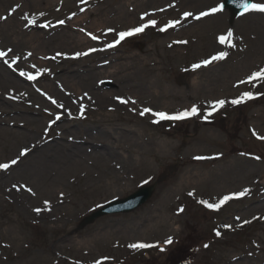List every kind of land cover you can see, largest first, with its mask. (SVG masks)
Listing matches in <instances>:
<instances>
[{
  "label": "rangeland",
  "instance_id": "1",
  "mask_svg": "<svg viewBox=\"0 0 264 264\" xmlns=\"http://www.w3.org/2000/svg\"><path fill=\"white\" fill-rule=\"evenodd\" d=\"M44 2L0 0V16L9 14L0 26L17 18V32L25 33L0 37V51L11 49L8 52L11 54L12 48H18L16 45L21 42L17 54L26 58L19 61L16 53L7 55L8 63L1 66L14 72L21 62L28 61L24 69L36 77L29 80L22 76L25 78L22 88L19 86L20 91L11 93L14 90L5 81L13 77L0 72L4 78L0 83V162L25 159L23 167L19 165L18 170L11 172L18 196H8L0 202V264H239L243 257L252 259L250 256L264 264V209L259 208L264 203V139H260L264 137V82L241 83L264 67L261 66L264 56L258 58L264 52V22L258 16L262 13L250 12L230 25L225 11L197 19L201 12H210L223 0H153L154 5L146 7H138L137 2L129 0ZM254 2L264 3V0ZM122 12L126 15L118 14ZM185 13L191 15L186 17ZM32 20L34 24L30 23ZM61 20L63 24L59 23ZM149 20H156L157 25L107 47L119 38L118 32ZM181 20H185L181 30L170 33L160 30L165 22ZM43 24L49 27L60 24L68 28L64 30L69 32L68 37L81 36L88 44L77 46L73 38L70 45L52 43L49 51L40 50L35 55V46L39 44L35 36L45 34L43 29L48 28L41 27ZM189 29L196 30L197 35L185 33ZM228 30L233 32L234 47L219 43V36L226 35ZM51 34L42 35L40 40L53 42L49 39ZM172 40L182 44L176 48L169 45ZM221 51L228 55L217 65L208 71L191 72L193 64ZM77 52L88 53L91 58L87 65L79 66ZM148 58L156 64L147 70L156 69L146 75L142 70L136 77L134 69L144 66ZM93 65L102 72L89 79L92 87L101 86L109 93V108L117 103L114 98H130L137 92L135 111L104 108V113H87L80 107L81 94L86 93L84 87H67L73 84H66L67 78L59 81V76L72 68L88 76ZM106 68L107 73L115 72L111 74L112 81H102L109 76L103 73ZM52 77L55 80L49 79ZM117 77L121 83L143 77V83L147 80L151 85L145 92H138L131 85L118 90ZM50 85L54 86L53 91ZM170 86L179 89L171 98L161 94ZM149 89H153L151 97ZM246 91L253 94L254 100L245 99L238 105L230 103ZM66 93L72 95L69 102L76 106L73 114L66 112L61 104ZM221 99L228 108L219 112L214 123L209 118L204 121L203 112ZM247 101L249 104L237 113L235 107ZM193 106L200 115L181 121L150 124L154 117L139 115L145 107L174 114ZM57 115L59 120L55 119ZM73 119L77 122L70 126ZM90 120L102 122L100 128L114 125L115 130L110 132V137L99 136V130L85 129ZM124 120L132 121L125 127L120 122ZM66 126L70 127L69 131H65ZM143 138L149 143H144ZM32 146L28 157L20 155ZM107 150L113 155L106 154ZM38 151L43 152L41 156L52 167L42 178L23 173L33 164ZM161 177L164 183L145 207L79 229L81 221L93 211L113 200L126 198ZM231 178L244 183L239 190H247L243 197L227 201L218 210L201 203H219L228 195L229 191L223 188ZM89 188L94 189L86 193ZM57 194L65 196L60 206L63 211L54 210L50 215L34 211L45 201H53ZM23 195L31 200L26 205L28 211L21 205ZM246 212H257L259 216L251 220L244 216ZM167 228L173 233L170 237H165ZM116 229L127 233H118ZM107 230L114 234L99 236ZM217 231L220 236L216 235ZM67 235L76 239L66 240ZM61 238L63 243L58 244ZM169 238L172 243H165ZM132 243L154 247L145 251L132 249L128 247Z\"/></svg>",
  "mask_w": 264,
  "mask_h": 264
},
{
  "label": "bare ground",
  "instance_id": "2",
  "mask_svg": "<svg viewBox=\"0 0 264 264\" xmlns=\"http://www.w3.org/2000/svg\"><path fill=\"white\" fill-rule=\"evenodd\" d=\"M47 1L48 0H45L44 3H46ZM129 1H132L134 3L137 2V6L138 7H146V6L154 5V3L151 4L153 0L152 1L151 0H141V1H139V0H129ZM118 14L119 15H126V13H123V12L122 13H118ZM2 16H3V14L0 16V18ZM258 16H260V22H264V16L263 15H258ZM5 17L7 19L9 17V14L7 16H3L2 17V20H0L1 23L6 22ZM215 18H213V19H215ZM184 21L185 20H181V21H179V23H176L174 26L171 27L172 30H174V31L175 30H177V31L181 30L183 28V25H182L183 23L182 22H184ZM18 23L19 22H18L17 18H12L8 23H5L3 26H0V37H2L4 39L5 35H10L12 33H14V34L17 33V34L24 35L25 33L22 32V31H21V33L17 32V31H19V24ZM216 23L217 22L215 21V24ZM168 24H166V22H165L164 25H168ZM211 26H214V24L211 25ZM33 28H31V29H33ZM65 29H68V28H66L64 26H61L60 24H55L52 27H48V28L43 29V30H45L44 31L45 34H51L52 33L50 35L49 39L51 41H53V42L44 41V43H43L40 40V38L44 37L42 35H45L43 33H42L41 36H35V41L38 42L40 45H42L44 47V48H42L39 44H37L35 46V49H34L35 55L40 50L49 51L53 47V46L49 47V45H52V43H55L54 45H62L64 42H66L67 45H70V43H73V38H74V42L76 43L77 46L82 47L83 45L88 44V43H86L87 42L86 39H84L81 36L68 37L69 32L64 33ZM207 29H208V25L206 26V28H204V31L207 30ZM262 29H264V28H262ZM258 30H259V28H258ZM195 31L196 30L190 31V29H189V30H186L185 33L196 34ZM170 32L171 31H169V33ZM61 33H63V34L61 35ZM189 35H191V34H189ZM59 36H60L59 41H56V38H58ZM191 37L195 38L192 35H191ZM180 41H183V40H180ZM181 44L182 43H179V41H173V40L169 43V45L175 46L176 48H179V45H181ZM16 46H18V48L17 47L15 49L12 48L13 52H11V54H14V53L17 54V50H19L22 47V43L18 42ZM180 48H182V47L180 46ZM11 54H8V55H11ZM17 55H19V54H17ZM88 56L89 55H84V56H80L79 57V60H77V63L81 62L79 64V66L87 65L88 59L91 58V57L88 58ZM262 56H264V52L261 55L258 54V58H261ZM19 57H20L19 61L26 60L25 56H20L19 55ZM5 58H8V57L5 56L3 58H0V72H3L6 75H9V76L13 77V78L5 81V82H6V84L8 86H12L13 87V88L11 87V89L14 90V91H10L11 93H17L18 91H20V90H18L17 87L20 86L22 88V86H21V84L23 83L22 82V78H24V77H22L20 75V72L21 71L26 72V70L24 68L27 65H29V64H27L28 61H25L24 63L21 62L20 66L18 67V69L17 70L15 69L14 72H12V70L11 71H5L3 69L2 66H4L3 62L6 61ZM75 62H73V63H75ZM154 64H156L155 60H153L151 58H148L146 61L144 60V66H142L141 68L139 66L136 67L134 69L136 74H134V75H136V77H137L142 70H144L143 71L144 75H146L148 73H152L156 68H151L149 70H147V69L149 68L150 65H154ZM261 66H264V64H262ZM89 68L88 69L90 71H89L88 76L81 75V74H85V73H82L80 70H79L80 72H78L76 70H73V68H72V70H66L65 69L66 71H62V75L59 76V79H60L59 81L63 80V78H65V79L67 78L66 84H73V85H67V87H72V88H77L78 87L79 89L84 87L83 92H86V93H82L81 94L80 98L82 99V105L80 107H84L87 113L88 112H91V113H96V112L101 113L102 112V113H104V111H103L104 108H107L108 110L113 109L115 111H117L119 109V110H121L123 112L126 109L129 110V109H133L135 107V104H132L131 102H129L127 104L120 103L119 100L114 98V101H116L118 104L117 103L113 104L112 108H109L110 104H111V103L108 104V102H109L108 94L109 93L105 92L101 88V86L97 87V88L92 87L93 83L91 82V79H89V76H93V75H95L97 73H101L102 71H101V69H99V66H97V65H93V66H91ZM103 71H104L103 73H107V68L103 69ZM202 71H208V69L198 71V73H200ZM86 73H88V72H86ZM111 74L115 75V72L107 73V75H109L108 78H103L102 81L103 80L104 81L105 80L112 81L110 79H114V77ZM2 76H3V74L0 73V83H1V81H4V78ZM55 77H52V78H49V79H51V81H53V79L55 80ZM142 78L143 77L134 78L131 81H129L128 83H121L122 81L119 79V77H117V79L120 81V83L116 84L115 82H113V84L115 83L116 85H118V90H122L124 88V85H131V86H134V87L138 88L137 89L138 92H142V90L145 92V89L149 88V86L151 84H149V81H147V80H146L145 83H143ZM5 82H2V83H5ZM50 83H52V82H50ZM53 85H50V89L52 91L54 90V86ZM75 90L73 91V93H77V91H75ZM152 91H153V89H149L150 93L147 90H146V93H149L148 95L151 97V95L154 94V93H152ZM178 93H179V89L178 88L176 89L173 86H170V87H168V90H167L166 93H161V94H165V95H167V96H169L171 98V97L175 96ZM70 96H72L70 93H66L65 94V99L62 100L61 104H62V106H63V108L65 109L66 112H69L70 114H73V113H75L76 106H74L73 104H71L69 102V97ZM129 97L130 98H123V99L129 100V101L137 100L139 95H138L137 92H134V95L129 96ZM146 115H150V114H146ZM71 121H72L71 124H69L70 126L74 125L77 122L74 119L71 120ZM131 121L132 120H124V121H120V122L123 123V125L125 127H127V125ZM149 123L153 124L152 121L149 122ZM101 124H102V122H100L98 124L96 121L90 120L89 122L86 123L87 128H85V129L88 130V131L99 130L100 131L99 132V136H109L110 137V132L115 130L114 129L115 126L111 125L109 127L106 126V127L100 128ZM69 129H70V127L66 126L65 131H69ZM127 131H129V129ZM84 140H86V139H84ZM142 141L144 143L148 141V143H149V140L147 138H143ZM31 150H33V146L27 151V157H28V154L31 152ZM105 153L108 154V155H113V153L110 152L109 150H107ZM42 154H43V152L38 151L37 154L34 156L33 164L28 169L24 170L23 173L25 172L27 175L29 173H34V175H36L37 177H41V178H42L43 174H47V171L49 169H51L52 167L49 166L47 159L45 157L41 156ZM23 161H25V159H22V158L19 157L18 160H17V163L14 164V165L11 164V162H0V164L7 163V164L10 165L9 168H7V169H0V202L1 203L3 202V199H5V197L7 198L8 196H14V197L18 196V192H17V188H16L17 185H15V183L12 181V177H13L14 174H11V172H13L15 169L18 170L20 167H23V165H21ZM19 165H21V166L19 167ZM250 174H253V173H250ZM231 180H233V181H231ZM226 183H228V184H226L223 189H226L227 191H229L228 192L229 194L231 192H238L244 186V183L242 181H238V180H235L233 178L228 179L226 181ZM90 189H94V188L87 189L86 193H89ZM22 190L25 191V188H22ZM27 196H25V195L20 196L21 205H23V210H25V211H28L26 209V205H30L31 204V200ZM64 200H65V196L63 194L55 195V199L53 201L48 202V204H45V203L42 204V206L40 207L41 212H45L48 215H50V213L54 212V210L63 211L62 208H60V206L63 204ZM259 208L264 209V203ZM244 216L245 217H250L251 219H255L256 217L259 216V214L257 212H246L244 214ZM116 230H117L118 233H127V230H121V229H116ZM147 232H149V230H147ZM112 234H114L113 231L107 230V231H104L103 233H100L99 236H109V235H112ZM164 234L167 235L165 237H170V235H172L173 233L171 234L170 228H167V229L164 230ZM65 239L66 240H74V239H76V237L75 236H71V235H67V236H65ZM63 240H64V238H61V239L58 240L57 243L58 244H62ZM95 240L97 241L99 239L96 238ZM243 258H244L243 259L244 262L241 261V263H239V264H259L258 259L255 256H250V258H252V259H248L246 257H243Z\"/></svg>",
  "mask_w": 264,
  "mask_h": 264
},
{
  "label": "snow or ice",
  "instance_id": "3",
  "mask_svg": "<svg viewBox=\"0 0 264 264\" xmlns=\"http://www.w3.org/2000/svg\"><path fill=\"white\" fill-rule=\"evenodd\" d=\"M242 9H243V13H248V12H260V13H264V3H249L247 2V0H244L243 3H241L239 5ZM224 4L223 3H220L218 4L217 6L215 7H212L210 9V12H201L200 13V16H206V15H209V14H215V13H220L224 10ZM14 11V10H13ZM242 13V14H243ZM186 17L191 15L190 13H185L184 14ZM199 18V17H197ZM6 19V17H5ZM25 20H27V17H24ZM141 19L143 20V17H141ZM30 23H35V20H32L30 21ZM60 24H63L64 21L61 20L59 21ZM177 22H169L168 25L165 26V28H161L160 30L161 31H165L167 27H172L174 26ZM157 25V21L156 20H149L147 23H141L138 27H132L130 29H128L127 31H121V32H118L117 35H118V39H114V43H111V44H108L107 47H114L115 45H118L120 44L122 41L125 40V38L127 37H131V36H134L136 34H139V33H142L144 32V30L146 28H148L149 26H152V27H155ZM50 25L48 24H43L41 25V27H49ZM109 32L111 31H114L112 29H109L108 30ZM91 35V34H89ZM232 37H233V32L231 30H228L227 31V34L226 35H221L219 36V43L220 44H225L227 43L230 47H234L235 45L231 43L232 41ZM93 39H96L95 36L92 37ZM97 49H90V51H96ZM11 49L8 50V52H10ZM8 52H5V51H0V58H3L5 56L8 55ZM57 56H60V55H63V53H57L56 54ZM84 55H88L87 52H77L75 53V57H80V56H84ZM228 54L226 52H219L218 54L216 55H213L211 56L210 59H205L203 61H201V63H198V64H193V68L196 69V68H199L201 67V65H204V66H207L208 64H210L212 61L214 60H220V59H224ZM18 59V58H17ZM53 59H55V57H53ZM15 61H13L14 63ZM5 63H8V61H5ZM39 71V70H38ZM20 75L21 76H26L29 80H34L36 79L35 76H33L32 74L30 73H27V72H23L21 71L20 72ZM256 78H264V69H261L257 72H253L247 79V81H241V83H251L254 79ZM253 98V94L251 92H243L240 97L236 98V99H233L230 101L231 104L233 105H238L240 103H242L245 99H252ZM117 100H119L120 103H129L131 102L132 104H135L136 101L135 100H125L121 97H117L116 98ZM55 103V101H53ZM226 101L225 100H217L215 101L213 104H212V111L208 112L203 118L205 120L208 119L209 116L212 115V112L213 111H216L222 107H224ZM133 111H135V109H133ZM146 114H150L152 117H154L155 119H153V123H159L160 121H180V120H184V119H187V118H190V117H194V116H197L199 115V110L197 109V107L193 106L191 107L190 109H185L183 111H177L176 113L174 114H169L167 112H164V111H154L153 109L151 108H142L139 112V115L140 116H145ZM56 120H59L60 119V116L57 115L55 117ZM55 121H53L54 123ZM260 139H264V137H260ZM27 151L28 149H24L21 151L20 155L21 156H24L27 154ZM198 159H201L202 157H197ZM17 163V160H12L11 161V164H16ZM9 164L7 163H4V164H0V169H7L9 168ZM29 192H31V189H27ZM247 192V190H244V191H241V192H238V193H234L232 195H225L220 201L219 203H208L207 201H201L202 204H205L207 208L209 209H215V210H218L221 205H223L224 203H226L227 201L231 200V199H234V198H240V197H243L245 195V193ZM45 204H48V201H45ZM183 209H181L182 211ZM34 211H36L37 213H39L41 211L40 208H37V209H34ZM244 223H248V221H245ZM226 227H230L229 225H226ZM216 235L217 236H220L221 233L219 231L216 232ZM165 243L167 244H171L172 243V240L171 238H169L168 240L165 241ZM128 247L132 248V249H145V248H151V247H154V245L152 244H147V243H132V244H129ZM205 247H208V245H205ZM99 264V262H98Z\"/></svg>",
  "mask_w": 264,
  "mask_h": 264
},
{
  "label": "water",
  "instance_id": "4",
  "mask_svg": "<svg viewBox=\"0 0 264 264\" xmlns=\"http://www.w3.org/2000/svg\"><path fill=\"white\" fill-rule=\"evenodd\" d=\"M251 0H247V2H250ZM244 0H226V7L230 8L233 15H237V13L243 11V9L239 6L241 3H243ZM231 4L235 6V11L230 7ZM155 186L151 188H144L141 189L138 193L134 194L133 196L127 198L123 201H117L114 202L107 207H105L100 212L94 214L90 218L86 219L82 226H88L90 224H93L97 219L100 217H103L108 214H116V213H130L143 204H145L153 195Z\"/></svg>",
  "mask_w": 264,
  "mask_h": 264
}]
</instances>
